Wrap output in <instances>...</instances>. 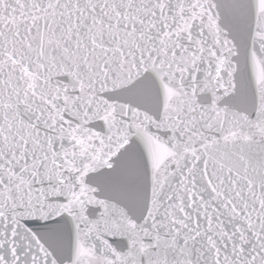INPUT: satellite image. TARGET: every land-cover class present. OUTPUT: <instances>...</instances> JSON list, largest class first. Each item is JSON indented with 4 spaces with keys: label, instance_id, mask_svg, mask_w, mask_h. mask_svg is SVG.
Returning a JSON list of instances; mask_svg holds the SVG:
<instances>
[{
    "label": "snow or ice",
    "instance_id": "snow-or-ice-1",
    "mask_svg": "<svg viewBox=\"0 0 264 264\" xmlns=\"http://www.w3.org/2000/svg\"><path fill=\"white\" fill-rule=\"evenodd\" d=\"M0 264H264V0H0Z\"/></svg>",
    "mask_w": 264,
    "mask_h": 264
}]
</instances>
